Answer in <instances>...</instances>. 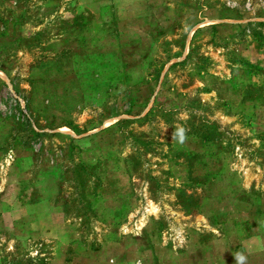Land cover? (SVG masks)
I'll use <instances>...</instances> for the list:
<instances>
[{
    "label": "rangeland",
    "instance_id": "rangeland-1",
    "mask_svg": "<svg viewBox=\"0 0 264 264\" xmlns=\"http://www.w3.org/2000/svg\"><path fill=\"white\" fill-rule=\"evenodd\" d=\"M238 254L264 264V0H0V264Z\"/></svg>",
    "mask_w": 264,
    "mask_h": 264
},
{
    "label": "clouds",
    "instance_id": "clouds-1",
    "mask_svg": "<svg viewBox=\"0 0 264 264\" xmlns=\"http://www.w3.org/2000/svg\"><path fill=\"white\" fill-rule=\"evenodd\" d=\"M178 138H179L180 143H183L185 141L186 135H185V130L183 128L179 130ZM236 259H237L238 264H245L246 262V257L242 254H238Z\"/></svg>",
    "mask_w": 264,
    "mask_h": 264
}]
</instances>
